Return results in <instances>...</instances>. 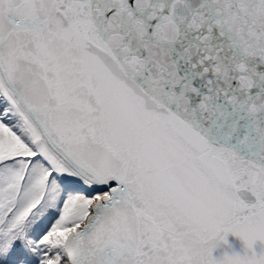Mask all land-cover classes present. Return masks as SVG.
<instances>
[{
  "label": "snow or ice",
  "instance_id": "1",
  "mask_svg": "<svg viewBox=\"0 0 264 264\" xmlns=\"http://www.w3.org/2000/svg\"><path fill=\"white\" fill-rule=\"evenodd\" d=\"M0 264H264V0H0Z\"/></svg>",
  "mask_w": 264,
  "mask_h": 264
},
{
  "label": "water",
  "instance_id": "2",
  "mask_svg": "<svg viewBox=\"0 0 264 264\" xmlns=\"http://www.w3.org/2000/svg\"><path fill=\"white\" fill-rule=\"evenodd\" d=\"M232 239H234V238H232Z\"/></svg>",
  "mask_w": 264,
  "mask_h": 264
}]
</instances>
